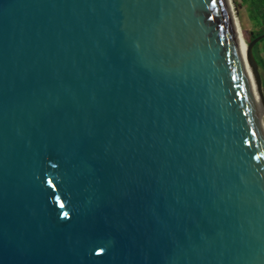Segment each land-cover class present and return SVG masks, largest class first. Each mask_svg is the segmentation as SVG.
Masks as SVG:
<instances>
[{"label":"water","instance_id":"obj_1","mask_svg":"<svg viewBox=\"0 0 264 264\" xmlns=\"http://www.w3.org/2000/svg\"><path fill=\"white\" fill-rule=\"evenodd\" d=\"M231 8L0 0V264H264V35Z\"/></svg>","mask_w":264,"mask_h":264},{"label":"rangeland","instance_id":"obj_2","mask_svg":"<svg viewBox=\"0 0 264 264\" xmlns=\"http://www.w3.org/2000/svg\"><path fill=\"white\" fill-rule=\"evenodd\" d=\"M232 3V12L236 17L239 32L246 46H248L251 42L252 36L257 34L260 30L249 18L248 15V5L244 2V0H231ZM240 25V26H239ZM260 57H263V54H260ZM258 72L262 81L263 87V95H264V72L258 68ZM261 111V120L264 125V106L259 108Z\"/></svg>","mask_w":264,"mask_h":264},{"label":"trees","instance_id":"obj_3","mask_svg":"<svg viewBox=\"0 0 264 264\" xmlns=\"http://www.w3.org/2000/svg\"><path fill=\"white\" fill-rule=\"evenodd\" d=\"M248 5V15L252 22L260 28L259 32L252 36L251 41L264 35V0H244ZM263 57H260V54ZM252 56L258 68L264 72V39L258 42L252 50Z\"/></svg>","mask_w":264,"mask_h":264},{"label":"bare ground","instance_id":"obj_4","mask_svg":"<svg viewBox=\"0 0 264 264\" xmlns=\"http://www.w3.org/2000/svg\"><path fill=\"white\" fill-rule=\"evenodd\" d=\"M229 2H230V5H231V7H232L231 0H229ZM231 9H233V7H232ZM233 16H234V20H235V23H236V27H237V30H238V34H239V37H240L241 43H242V45L244 46V48L247 50L248 46H246L245 42L243 41V39H242V37H241V34H240V32H239V28H238V23H237L236 17H235L234 14H233ZM239 26H240V25H239ZM259 111H260V110H259ZM260 112H261V111H260ZM260 117H261V113H260ZM263 127H264V126H263Z\"/></svg>","mask_w":264,"mask_h":264}]
</instances>
